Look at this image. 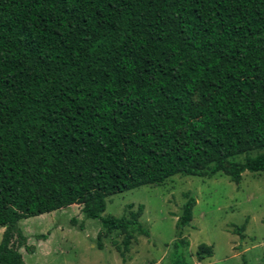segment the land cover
I'll return each instance as SVG.
<instances>
[{
    "label": "trees",
    "instance_id": "1",
    "mask_svg": "<svg viewBox=\"0 0 264 264\" xmlns=\"http://www.w3.org/2000/svg\"><path fill=\"white\" fill-rule=\"evenodd\" d=\"M263 150L264 0H0V264L35 252L23 220L72 205L124 234L125 260L149 236L144 207L102 217L111 196L180 175L238 184L264 173ZM183 243L171 264H190Z\"/></svg>",
    "mask_w": 264,
    "mask_h": 264
},
{
    "label": "rangeland",
    "instance_id": "2",
    "mask_svg": "<svg viewBox=\"0 0 264 264\" xmlns=\"http://www.w3.org/2000/svg\"><path fill=\"white\" fill-rule=\"evenodd\" d=\"M259 153L264 150L250 156ZM242 162L239 156L231 164ZM189 197L195 199L192 221L177 238L175 223ZM129 204L133 211L143 205L140 222L149 236L135 235L125 260L116 250L124 234L107 233L99 221L85 218L81 206L72 205L21 222L35 249L33 254L21 250L25 264H171L179 239L184 243L178 252L190 264H264V173L244 172L238 184L221 173L211 179L173 176L159 186L111 196L102 217L127 215ZM200 244L213 246L212 257L199 260Z\"/></svg>",
    "mask_w": 264,
    "mask_h": 264
}]
</instances>
